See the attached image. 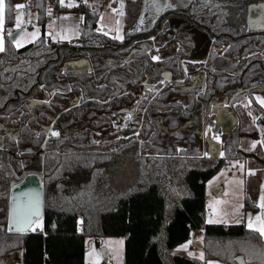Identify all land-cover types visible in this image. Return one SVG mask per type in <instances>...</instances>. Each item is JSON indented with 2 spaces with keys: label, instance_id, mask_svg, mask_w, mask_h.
I'll return each instance as SVG.
<instances>
[{
  "label": "trees",
  "instance_id": "1",
  "mask_svg": "<svg viewBox=\"0 0 264 264\" xmlns=\"http://www.w3.org/2000/svg\"><path fill=\"white\" fill-rule=\"evenodd\" d=\"M23 1L4 0L6 27L13 24L14 6ZM26 1L41 35L20 49L5 35L0 52V264L16 251L20 264H84L85 238L116 237L124 238L123 264H202L173 254L189 242L191 232L202 234L204 260L237 264L242 257L245 264H264V239L258 232L243 223L205 222L206 183L231 162L250 156L243 138H257L243 131L247 112L264 126V109L252 99L264 94V49L251 55L264 46V30L246 23L248 7L264 0H170L153 14L152 26L143 29L142 2L128 1L123 40L97 31V14L80 4L71 9L84 18L79 39L54 44L44 35L46 0ZM169 19L184 20L214 45L229 42V48L223 56L211 52L205 63H187L183 76L179 61L184 53L171 51L157 36ZM151 38L148 52L119 62L136 43ZM157 53L161 61L152 59ZM82 58L90 70H64L67 62ZM105 58L116 62L107 64ZM164 68L173 80L187 83L192 74L204 72L205 82L199 90L151 94L133 119L139 129L123 131L137 132V138L106 135L94 141L92 131L110 130L97 114L126 104L131 88L146 77L159 78ZM160 88L161 83L156 91ZM40 92L49 103L28 110ZM73 94L79 96L78 105L64 110ZM219 97L231 98L237 129L224 140L221 157L203 156L201 135L182 124ZM55 112H62L53 122L59 136L47 138L38 128L50 124ZM26 172L42 176L43 218L32 229L40 234L7 230L10 189ZM244 202L249 208V200Z\"/></svg>",
  "mask_w": 264,
  "mask_h": 264
},
{
  "label": "rangeland",
  "instance_id": "2",
  "mask_svg": "<svg viewBox=\"0 0 264 264\" xmlns=\"http://www.w3.org/2000/svg\"><path fill=\"white\" fill-rule=\"evenodd\" d=\"M142 1L143 13L141 18L143 19V27H146L148 23L147 0H82L80 3L78 0H71L73 6L67 7L68 0H65V6L59 7L56 11H52L49 14V9L45 11V32L44 35L48 39L49 43H61L76 41L80 37L83 21L80 17L83 16L81 12L71 10L78 7L80 4L87 5L92 11L97 14V28L99 27L101 32H106L110 37L117 35V29L119 28V35L124 36V24H125V11L127 2ZM170 0H157L159 9L163 5H169ZM18 4L25 5L24 8L17 9L15 6ZM14 6L15 16L20 14L21 16V28L24 32L31 33L32 31L39 29V36L41 35V27L37 23L35 18V12L28 10V2L23 1ZM151 4V3H150ZM30 5V4H29ZM149 6V5H148ZM158 9V7H155ZM69 9V10H62ZM150 12L154 14L151 9ZM123 13V14H121ZM249 26L264 28V6L258 8L256 6L249 7ZM61 17H67V19H61ZM103 17V19H101ZM16 22V21H15ZM119 22V23H117ZM51 25V28L49 27ZM75 29H79V33L75 34ZM11 31L8 29V32ZM63 32L67 38L60 39V33ZM14 32H12L13 34ZM51 33V35H49ZM38 36V37H39ZM9 37V36H8ZM37 37V38H38ZM55 37V39H53ZM36 38V39H37ZM35 39V40H36ZM34 40V41H35ZM117 40V39H116ZM34 41L26 42L21 47L23 48ZM14 45V44H13ZM264 98V94H257V97ZM72 99V98H71ZM260 105V103L258 102ZM261 106V105H260ZM264 109V106H261ZM105 115V114H104ZM104 115L98 114V117L105 121H109ZM118 117V116H115ZM52 129L53 125L50 124ZM49 126V125H48ZM43 128H40L42 130ZM243 131L255 132L257 138L254 140L245 137L242 139V147L249 152L250 156L243 162L234 161L227 167L223 168L217 173L206 185V217L205 222L207 225H238L243 223L248 229L247 224L249 217L253 219L255 223V217L262 215V210L259 207L260 196L262 193L261 186L264 185V126L259 125L255 121L252 122L251 117L248 115V124L244 127ZM47 135V132H45ZM105 133L97 131L94 135V139H100V134ZM50 132H48V135ZM47 135V136H48ZM257 142L253 148V142ZM257 152V153H256ZM252 153V154H251ZM257 167H250L249 162ZM215 189L224 190L223 194L215 192ZM221 194V195H220ZM220 195V196H219ZM247 195V196H246ZM250 202V207L245 208L244 199L247 198ZM213 221L208 223L207 221ZM38 222L35 227H40ZM250 230V229H249ZM201 235V233H195L194 235ZM123 241V243H120ZM123 245L124 238H85V264H123ZM192 249V248H191ZM192 253V255H189ZM198 252L193 249V252L184 249L181 246L177 247L173 254L182 257H192ZM201 258V256L199 257ZM202 264H221L218 261H210L201 259Z\"/></svg>",
  "mask_w": 264,
  "mask_h": 264
},
{
  "label": "crops",
  "instance_id": "3",
  "mask_svg": "<svg viewBox=\"0 0 264 264\" xmlns=\"http://www.w3.org/2000/svg\"><path fill=\"white\" fill-rule=\"evenodd\" d=\"M78 1L82 3V0H78ZM256 6H260V4H257ZM27 8L28 10H32L29 4ZM35 18L37 19L36 14H35ZM15 21H16V16L14 13V20H13L12 26L6 27L5 22H4V25H3L4 37L5 35H8L7 34L8 29H10L11 32H15V31L21 32L20 29L16 28ZM167 30H168V38L166 39L167 47L171 51L183 52L184 57H185L183 61H189L191 63L204 62L208 58L210 52H214L217 55H223L224 52L228 48V43H223L219 46H213L211 39H209L205 33L189 26L188 24H186L185 22L181 20H177V19L168 20ZM149 49H150L149 44L144 41L138 46V49L133 50V52H136V50L141 51V52H146ZM115 61H116L115 59H111V58L104 59V62L107 64H113ZM64 70L67 72L88 71L90 70V62L84 58L76 60V61H70L65 64ZM180 71L181 73L182 72L184 73V71H186L185 66L183 65V62H182ZM171 77H172L171 73L168 72L164 68L163 72L160 74L159 79L148 77V78H145L137 86L133 87L129 91L130 101L126 105L122 107L114 108L110 112L104 113L105 115L100 114V115H104L105 118L111 121V123L113 124V129H114L112 132L113 133L116 132L119 127H123L126 124V122L130 119V117L133 115V113L137 109L138 104L143 99H145L146 96L151 91L154 90L155 85L157 83H162L163 87H166L168 89L199 90L202 87L203 82H204V74L201 72L194 74L192 77H190L189 83H184L182 80H172ZM40 96L42 95L39 94L37 98H35L36 100H33L29 104L28 109H31L35 106L40 105L41 101L45 100L43 97H41L42 98L41 99ZM256 97H257V94H254L253 99L258 104ZM78 102H79V97L76 94H74L72 96L71 102L65 106V110L76 106ZM247 113L251 117L252 122L255 121V117L253 113L252 112H247ZM60 114L61 113L56 112L54 117L57 118ZM115 116H118V117H115ZM187 126H191V130L198 132L201 135V139H202L201 153L203 156L221 157L223 154L224 140L232 132H234L237 129V119H236L235 114L232 111L230 98L221 97V98L214 100L208 107L199 108L198 110L194 112L191 121L189 123L183 124L182 128H186ZM41 128H43L42 130H45V132H47V135H48V132H50V130L55 131L52 129L51 125L41 127ZM214 135L217 136L219 139L218 140L213 139ZM47 137L49 138V137H56V136H51L49 134ZM179 148L183 149L184 145H179ZM205 153H207L208 155H205ZM247 162H249V165L247 166L257 167V165H253L251 161H246L245 163ZM214 191L218 192L219 189H215ZM223 191L224 190L222 189L219 192L220 193L222 192L223 194ZM205 193H207L206 186H205ZM195 233H200V232H191L190 239H189L191 243L188 244L187 249L192 252L194 249L198 253L195 256H192V257L190 256L188 258L198 259L201 261V258L199 257L201 256V253H202V234L194 235ZM84 243H85V240H84ZM197 244L201 245V248L196 247ZM20 255H21L20 251L10 253L6 255L4 258H2L1 264H20ZM84 264H85V247H84Z\"/></svg>",
  "mask_w": 264,
  "mask_h": 264
},
{
  "label": "snow or ice",
  "instance_id": "4",
  "mask_svg": "<svg viewBox=\"0 0 264 264\" xmlns=\"http://www.w3.org/2000/svg\"><path fill=\"white\" fill-rule=\"evenodd\" d=\"M59 3L61 4V6H65V0H59ZM85 3H87V0H85ZM66 6L67 7L73 6L71 0H69L68 4ZM15 7L17 9H21V8H24L25 5L18 4ZM4 9H5L4 0H0V52H3L5 50V48H4V34H3V25L5 22L4 21ZM50 13H51V9H49V14ZM121 14H123V13H121ZM61 19H67V17H61ZM83 19H84L83 16H81L80 20L83 21ZM101 19H103V17H101ZM117 23H119V22H117ZM140 23L141 24L143 23L142 18L140 20ZM15 26L17 29L21 28V16H20V14H17V16H16ZM49 27L51 28V25H49ZM100 30L101 29L98 27L97 31H100ZM78 33H79V29H75V34H78ZM104 34L107 35L106 32ZM49 35H51V33H49ZM8 36L10 38H12V43L15 45V47L19 48L23 44H25L26 42L34 41L39 36V29L32 31L31 33H27V32H24L23 30H21L20 34L15 36V37H13L12 32L9 31ZM65 38H67V37L64 36L63 32H61L60 33V39H65ZM113 38L117 39V40H123V37L121 35H119V28L117 29V35L114 36ZM53 39H55V37H53ZM152 59L158 60L159 57L153 56ZM256 100H257V102L260 103L261 106H264V98H261L258 96V97H256ZM44 103H49V102L44 101ZM37 135H39V133H37ZM50 135L51 136H59V133L56 131L50 130ZM213 139L218 140L219 138L214 135ZM256 143L257 142H255V141L253 142V144H252L253 148L256 146ZM261 143H264V141H262ZM205 155H208V154L205 153ZM261 188H262V193L260 196L259 207L262 210V215H257L255 217V223L253 222V219L251 217H249L247 227L250 230L258 232L261 239H264V185H262ZM25 195H27L29 198L26 211L22 215L17 214L14 211L9 212V224H8V230L9 231H12L13 227L15 226V229L17 231L23 232V231L27 230L28 228H31L34 224L38 223L39 207H40L39 194L38 193L37 194L26 193ZM33 216H35L37 219L34 220ZM207 222L212 223L213 221L209 220ZM120 243H123V241H120ZM189 243H191V241L182 245L181 247L186 250L188 248ZM189 255H192V253H189ZM201 259H203V253H201Z\"/></svg>",
  "mask_w": 264,
  "mask_h": 264
},
{
  "label": "flooded vegetation",
  "instance_id": "5",
  "mask_svg": "<svg viewBox=\"0 0 264 264\" xmlns=\"http://www.w3.org/2000/svg\"><path fill=\"white\" fill-rule=\"evenodd\" d=\"M147 1H149V3H151L149 6H148V3H147V7H148V9H149V14H148V16H147V18H148V25L146 26V27H143V25H141V23H139V28H141V29H143V28H148L149 26H152L151 24V17H153V14L150 12V10L152 9L153 11H154V13H156V12H158L159 10V6L157 5V0H147ZM151 1V2H150ZM142 2V1H141ZM257 4H260V6H256ZM262 4H264V1H260V2H256V3H254V4H251L249 7H254V6H256V7H258V8H263V6L264 5H262ZM262 5V6H261ZM155 7H158V9L157 8H155ZM249 7H248V9H247V15H246V23H247V25L249 26ZM143 11H144V9H143ZM143 11H142V13H143ZM149 16H150V19H149ZM169 20H172V19H169ZM173 20H176V19H173ZM178 20V19H177ZM181 21H183V22H185L184 20H181ZM154 22V21H153ZM186 24H188L187 22H185ZM166 25V26H165ZM189 26H191L190 24H188ZM163 26H165V28L163 29V31L160 33V32H158V34H157V36H159V38H160V40L163 42V45L165 46V47H167V45H166V42H167V38H168V30H167V27H168V20H166V21H164V23H163ZM191 27H193V26H191ZM251 29H260V30H264V28H257V27H251V26H249ZM204 33V32H203ZM206 36H208L207 34H206ZM208 38L209 39H211V41H212V44H213V39L210 37V36H208ZM147 42L148 44H149V46H150V49L153 47V38H151L150 40H143V41H141V42H139V43H136L135 44V47L134 48H132V50H131V52H130V54L124 59V60H122V61H119L120 63H126L128 60H129V58L131 57V55H133L134 53H136V52H141V51H138V50H136V52H133V50H135V49H138V46L142 43V42ZM223 43H228V48H229V42H223ZM223 43H221V44H223ZM221 44H219V45H221ZM219 45H214L213 44V46H219ZM168 48V47H167ZM227 48V49H228ZM149 49V50H150ZM264 49V46L259 50V51H257V52H255V53H253V54H251V55H261L262 54V50ZM148 50V51H149ZM156 50V49H155ZM148 51H146V52H148ZM227 51V50H226ZM225 51V52H226ZM146 52H144V53H146ZM225 52H224V54H225ZM211 53V52H210ZM214 53V52H213ZM215 54V53H214ZM223 54V55H224ZM210 55V54H209ZM215 55H217V54H215ZM223 55H217V56H223ZM154 56H158L159 57V59L158 60H154V61H161L162 60V57H161V55L159 54V53H157V54H155ZM185 58V57H184ZM183 58V59H184ZM183 59H181L180 61H179V69H181V65H182V62H183V65L185 66V69H186V64L187 63H191V62H189V61H183ZM104 60V59H103ZM207 60V59H206ZM116 62V61H115ZM114 62V63H115ZM206 61H204V62H198V63H205ZM113 63V64H114ZM163 72V71H162ZM161 72V73H162ZM168 72H170V71H168ZM181 72V71H180ZM171 73V72H170ZM197 73H200V72H197ZM197 73H195V74H197ZM201 73H203L204 74V82H205V73L204 72H201ZM182 75L183 76H187V69H186V71H184V73L182 72ZM194 74H192L190 77H192ZM171 76H172V74H171ZM146 78H148V77H146ZM149 78H153V77H149ZM159 78H160V76H159ZM159 78H154V79H159ZM172 78V77H171ZM145 79V78H144ZM173 80V79H172ZM176 80H182L183 81V79H176ZM143 81V80H142ZM141 81V82H142ZM140 82V83H141ZM184 82V81H183ZM190 82V81H189ZM188 82V83H189ZM204 82H203V84H204ZM184 83H187V82H184ZM159 83H157L156 85H155V88H154V90L153 91H151L147 96H146V98L145 99H143L139 104H138V106H137V109L135 110V112L133 113V115L130 117V119L126 122V124L123 126V127H119L118 129H117V131L116 132H112L114 129H113V124L111 123V121L109 120V121H107L109 124H110V130H107V131H104L105 133H101L100 134V139H98V140H96V139H94V135L96 134V132H97V130H94V131H92V135H93V133H94V135H93V140L94 141H96V142H98V141H100L101 140V138H102V136H106V135H113L114 137H113V140H121V139H126L127 137H129V136H133V137H135V138H137V136H138V133L137 132H135V133H133V134H125L123 131H125V130H127V129H139V125H137V123L136 122H134L133 123V119L134 118H136V117H138V111L140 110V109H142V107H144L143 106V103L145 102V100L146 99H148L149 98V96L151 95V94H160V93H162L163 91H165V90H167L168 88H166V87H163V84L161 83V88L158 90V91H156V86L158 85ZM138 85V84H137ZM136 85V86H137ZM203 86V85H202ZM135 87V86H134ZM132 89V88H131ZM130 89V90H131ZM201 89V88H200ZM129 90V91H130ZM174 90H179V89H174ZM187 90H195V89H187ZM128 91V95L130 94V92ZM39 94H41L42 96H40V98L41 97H43L45 100L44 101H46V98H45V96H44V94L43 93H39ZM39 94H37V96L39 95ZM258 94H261V93H258ZM74 95V94H73ZM72 95V96H73ZM77 95V94H76ZM254 95V94H253ZM253 95H252V99H253ZM37 96L35 97V98H37ZM72 96L70 97V99L72 98ZM78 96V95H77ZM79 97V96H78ZM33 99V100H36V99ZM219 98H221V97H219ZM222 98H224V97H222ZM226 98H230V97H226ZM42 99V98H41ZM129 99H130V96H129ZM218 99V98H217ZM32 100V101H33ZM216 100V99H215ZM245 100V99H244ZM242 101L241 102V104L242 105H245V103L246 102H248V99L246 98V100L245 101ZM254 100V99H253ZM31 101V102H32ZM44 101H41V103H40V105H42V104H44ZM130 100H128V102H129ZM30 102V103H31ZM70 102H71V100H70ZM127 102V103H128ZM177 102H181V100H177ZM213 102V101H212ZM230 102H231V98H230ZM29 103V104H30ZM126 103V104H127ZM126 104H123V105H120V106H118V107H122V106H124V105H126ZM40 105H38V106H40ZM68 105V104H67ZM78 105V104H77ZM76 105V106H77ZM29 106V105H28ZM28 106H27V109H28ZM65 106L66 105H64V110H65ZM36 107V106H35ZM75 107V106H74ZM118 107H115V108H118ZM231 107H232V104H231ZM34 108V107H33ZM73 108V107H72ZM32 109V108H31ZM71 109V108H70ZM114 109V108H113ZM28 110H30V109H28ZM66 110H68V109H66ZM112 110V109H111ZM110 110V111H111ZM109 111V112H110ZM56 113V112H55ZM55 113H54V115H53V120H52V122L50 123V124H52L53 125V122H54V120L55 119H57L61 114H62V112H59V113H61L57 118H55L54 116H55ZM106 113H108V112H106ZM98 114H104V113H98ZM98 114H97V116H98ZM132 123V124H131ZM50 124H48V125H50ZM183 124H185V123H183ZM182 124V125H183ZM48 125H45V126H48ZM45 126H39V128H38V131H44L45 132V130H40V128L41 127H45ZM53 130H55L54 128H53ZM56 132H58L57 130H55ZM8 134L9 135H11V136H13L14 138L17 136V134H16V132H14V131H9L8 132ZM46 134V133H45ZM46 137H47V135H46ZM48 138V137H47ZM50 138V137H49ZM27 173V172H26ZM37 173V172H36ZM39 174V173H38ZM25 175V173L21 176V180H22V178H23V176ZM39 176L42 178V176L39 174ZM20 180V181H21ZM20 183V182H19Z\"/></svg>",
  "mask_w": 264,
  "mask_h": 264
},
{
  "label": "water",
  "instance_id": "6",
  "mask_svg": "<svg viewBox=\"0 0 264 264\" xmlns=\"http://www.w3.org/2000/svg\"><path fill=\"white\" fill-rule=\"evenodd\" d=\"M20 31H15L13 33V37L17 36ZM10 42H12V38L9 37ZM216 192V191H215ZM26 193H32V194H39L40 198V207H39V218L38 222L42 221L43 218V183L42 178L39 176L36 172H27L23 176L20 183L13 185L10 189L9 193V208H8V223H7V230H8V224H9V212L14 211L17 214L22 215L27 208L28 203V196L25 195ZM33 219L36 220L37 218L33 216ZM35 225V224H34ZM34 225L31 228H28L27 230L20 232L15 229V226L13 227L12 231H9L14 234H36V231L38 229L32 230ZM196 247L201 248V245H196ZM237 264H245L242 257L236 258Z\"/></svg>",
  "mask_w": 264,
  "mask_h": 264
},
{
  "label": "built area",
  "instance_id": "7",
  "mask_svg": "<svg viewBox=\"0 0 264 264\" xmlns=\"http://www.w3.org/2000/svg\"><path fill=\"white\" fill-rule=\"evenodd\" d=\"M69 2V0H68ZM59 0H46L45 1V7L47 9H51L52 11H56L57 8L59 7ZM36 234H40V231H36Z\"/></svg>",
  "mask_w": 264,
  "mask_h": 264
}]
</instances>
